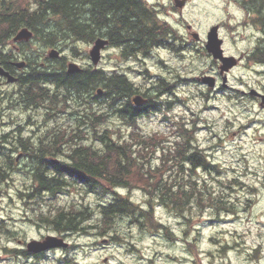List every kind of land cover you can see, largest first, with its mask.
<instances>
[{
	"label": "rangeland",
	"instance_id": "1",
	"mask_svg": "<svg viewBox=\"0 0 264 264\" xmlns=\"http://www.w3.org/2000/svg\"><path fill=\"white\" fill-rule=\"evenodd\" d=\"M144 1L147 5L160 8V19L177 29L181 39L169 42L172 47L151 49L146 56L139 55L128 60L120 58L118 49L106 48L95 68L107 74L114 71L125 74L135 85H139L142 92L157 95V100L161 102L160 111L138 120L144 134L160 132L173 142L177 139L173 131L180 128L181 123L186 129L195 125L194 143L204 149L219 171L218 174L207 175L197 168L195 177L201 182L205 180L213 189L219 188L218 181L236 179L233 188L223 194L235 207V214L222 213L217 217L214 210L207 206L199 212L200 208L193 200L194 206L185 218L157 208L155 217L171 230L173 238L167 237L164 232L143 230L131 219L117 218L108 234L90 228L87 234L70 238L75 246L71 252L58 251L38 263L17 262L12 252L20 250L19 245L0 233V264H207L218 258L220 247L227 245L233 247L227 255L231 264L242 263L244 254L234 253L237 250L260 246L259 251L264 254V105L239 92L251 94L260 89L264 92V66L246 64L243 59L226 75V87L221 88L222 82L219 81L217 88L208 89L196 78L202 74L212 75L216 70L211 68V59L198 51L201 44L194 41L186 29L190 25L203 40L212 25H221L223 29L219 34L224 40L225 54L236 58L241 53L245 55L257 44V48H261L259 42L263 38L264 20L261 24H251L246 10L256 11L259 8L264 16L260 1L187 0L180 14L173 9V0ZM244 2L247 6L243 7ZM73 47H76L75 56L71 53ZM91 47L85 43H69L60 50L61 57L67 56V61L80 66H92L88 56ZM35 48L30 54L32 63L46 59L55 61L47 56L50 48L46 49L39 43ZM5 89V84L0 86V94L3 93L0 97H3ZM90 99L93 100V97ZM4 113L0 115V135L12 132L17 138L19 131L21 134H39L36 127L42 126L41 117L33 115L27 119L21 110ZM108 121L109 127L123 129L120 119L111 116ZM48 122L63 127L74 123L68 115H61L56 122ZM41 129L46 135L48 127L42 126ZM83 142L89 144L92 140ZM21 170L10 171L7 178L0 181V224L4 221L8 230L22 234V240L24 237L27 241L37 239L49 231L42 224L41 227L35 226L39 222H34V215L71 204L96 209L99 204L111 199L109 192H85L77 189L79 187H71L58 197L48 196L43 201L38 200L37 205L32 204L31 199L24 198L21 193L28 192L31 183L28 175L19 172ZM213 189V195H217ZM119 191L122 195L127 194L126 190ZM131 193L133 202L145 204L146 197L142 193L138 190ZM97 209L88 221L91 226L98 218Z\"/></svg>",
	"mask_w": 264,
	"mask_h": 264
},
{
	"label": "trees",
	"instance_id": "2",
	"mask_svg": "<svg viewBox=\"0 0 264 264\" xmlns=\"http://www.w3.org/2000/svg\"><path fill=\"white\" fill-rule=\"evenodd\" d=\"M259 1L264 14V0ZM159 9L144 0H0V52L4 47L12 51L8 42L21 28L33 33L32 40L24 44L23 49L28 52L25 54L28 72L20 83L25 105H41L44 101L41 97L45 95L44 104L53 109L48 110L45 117L37 115L43 120L42 126L48 127L46 135L41 132V125L36 127L39 134H21L18 130L17 138L12 140L9 138L12 132L0 135V181L5 180L11 170L22 169L19 172L28 175L31 183L26 188L28 192L21 193L36 205L38 200L58 197L71 187L111 194L108 202L97 206L98 218L93 226L88 221L96 209L84 205L59 206L34 215V222H39L35 226H46L48 233L75 236L95 228L101 234H108L117 218H127L143 230L164 232L173 238L171 230L158 222L155 211L158 207L185 218L194 206L191 200L199 206V212L207 206L217 217L222 213L235 214V207L223 194L233 188L236 179L218 181L219 188L213 189L205 180L201 182L195 177L197 168L207 175L219 172L204 149L194 143L195 125L186 129L181 123L182 126L173 131L177 134L173 142L160 132H142L138 120L160 111L157 95H150L149 101L137 108L129 98L140 93L139 85L116 71L107 74L89 65L70 74L66 69L67 56L56 61L47 59L56 64L46 68L31 62L30 54L38 43L46 49L61 50L69 43L92 44L104 38L110 47L119 50L123 60L146 56L158 47H172L169 42H176L181 35L160 19L162 11ZM75 49L71 50L73 56ZM2 56L0 54V60L4 59ZM260 60L264 62L263 52ZM49 84H54L57 92L50 93ZM98 89L103 91L101 96L96 94ZM9 100V96L0 100V115L14 109L4 106ZM55 109V116L68 115L73 125L63 127L48 122L50 112ZM111 116L122 121L123 129L107 125ZM86 140L92 142L84 144ZM18 153H22V157L17 160ZM24 162L28 163L27 168ZM211 189L218 194L213 195ZM119 190H126L127 194L122 195ZM134 190L146 197L144 205L130 199ZM9 231L2 221L0 233ZM74 248L72 245L65 253Z\"/></svg>",
	"mask_w": 264,
	"mask_h": 264
},
{
	"label": "flooded vegetation",
	"instance_id": "3",
	"mask_svg": "<svg viewBox=\"0 0 264 264\" xmlns=\"http://www.w3.org/2000/svg\"><path fill=\"white\" fill-rule=\"evenodd\" d=\"M242 6L243 7L247 6L246 2L242 3ZM246 10L248 11V13H247L248 17L251 19V21H250L251 24L254 23L255 21L261 22L262 20H264V16H262L261 13H257V11L259 9H257L256 11H254L252 9H246ZM177 11H178V9H177ZM179 13H181V12H179ZM254 16H255V18H254ZM256 23L260 24L259 22H256ZM216 26H218V28H219L218 32H221V30L223 29V26H221V25H216ZM186 29L188 31L189 36L194 40V37H192L193 31H192L191 26L187 25ZM262 31H263V29H262ZM208 32H209V30L206 33L205 39L202 40L200 38V39L194 40V41H196L198 44H201L200 49L198 51H202L206 56H208L211 59V68H213V69L215 68V70H216L215 73H211L215 79L213 89L217 88L219 81L222 82L221 88L226 87L227 85L223 84V79L224 78L226 79V75L229 72H231L234 68H236L243 61V59H244L246 64H255L257 66H259V65L264 66V62L262 60H260V55L262 54V52L264 54V33H263L262 34L263 38H261V40L259 42L261 48H259V50H258V48H257L258 44H257L255 49H253L251 52L249 51L245 55H244V53H241L239 55V57L236 58V60H237L236 66L233 67L232 69H230L228 72L221 75L220 74V63L218 61L213 60L212 56L205 49L206 37H207ZM219 36H221V35L219 34ZM13 39H14V36L8 42V45H9L10 49H12V51L10 52V50L8 51V47H4L5 49L3 48V50L1 51L2 53L0 52L1 55H4V56H2L4 59L0 60V66L14 78L13 82H7L6 77L0 76V86H2L4 84L6 86L5 93H4L3 97H0V100L5 98L6 96L7 97L9 96L11 100L7 101V104H5L4 106L9 105V107L14 108L13 110H15V109L21 110L22 114H25L27 119H29L28 118L29 114H31L32 116L34 115L33 117H35L37 115L38 116L44 115V117H45V116H47V113H49L48 110H53L51 107L44 104V103H46L45 102L46 101L45 95L43 97H41V99L44 100L41 103V105L37 104L35 106L31 105L28 107H27L28 104L25 105L24 97L21 96V94H23V89H22V86L20 83H22L23 77L28 72V60H27V56L25 55L26 52H24L25 50L23 51V49L25 47L24 44H26L28 42H25L24 40L14 41ZM200 40H202V41H200ZM222 41H223L222 48L224 51V55H226L224 47H223L224 46V40L222 39ZM109 47H110V44L108 41V44L105 46V49L109 48ZM110 48H113V47H110ZM227 56H233V55H227ZM22 62H24L23 66L20 65ZM35 63L38 64L37 66L42 67V68H46L50 64H56L54 62L49 63L47 61V59H46V61L43 60V61L35 62ZM55 66H57V65H55ZM122 75H125V74H122ZM202 75H204V74H202ZM43 85L46 88V84H43ZM49 87H50V93L52 91L57 92L56 86L54 84H49ZM140 90H141V88H140ZM255 91H256V93H251V94H248L245 91H239V92L244 96L252 97L253 100H258L261 103V99H260L259 95L264 94V92L261 91V89L255 90ZM1 94H3V93H1ZM24 95H25V93H24ZM135 96H140L141 100L145 101L143 104L140 105V106H142L149 101L148 97L150 95L148 93H146V91L142 92V90H141L140 93H137V94H135L129 98L131 104L134 107L138 108L140 106H136L132 103V99ZM23 111H26V112L23 113ZM56 114H57V109H55L54 112L53 111L50 112L49 120L50 121H52V120L56 121L58 118V116H55ZM36 130L38 132L37 128H36ZM9 138L12 140L15 137L12 134L11 136H9ZM21 157H22V153H18L16 159L18 160ZM11 172H12V170H11ZM51 235L59 237V238H63L67 243V247L58 248V249H51L49 251L34 253V252H30L27 248V244L31 240L27 241L25 237L22 240V234L18 235L16 232H13V231H9L7 234H5V236L9 240H11L13 242H17V245H19V247H20V250H16V251L14 250L13 252L11 251L13 253V258H15L17 262H22V261L30 262V261H32L33 263H38V261H40V260H45L49 254H53V253L58 252V251L65 253V251H67L71 248L72 241L70 240V238L72 237L71 236L72 234H70V233L57 234L56 232H54V233H51ZM45 236H46V234L40 235L37 237V239H32V240H43V238ZM220 249H221V252L218 255V258H216L215 260H213L207 264H231L230 261H228L227 255L229 252L233 251V247L227 245L224 247H220ZM259 249H261L260 246L251 247L249 249L237 250L234 253L244 254V256L242 257V263L241 264H264V260H262L264 258V256H261L264 254H263V251L260 252ZM0 260H1V258H0ZM217 261H219V262L217 263ZM58 262L60 263V261H58Z\"/></svg>",
	"mask_w": 264,
	"mask_h": 264
},
{
	"label": "water",
	"instance_id": "4",
	"mask_svg": "<svg viewBox=\"0 0 264 264\" xmlns=\"http://www.w3.org/2000/svg\"><path fill=\"white\" fill-rule=\"evenodd\" d=\"M186 0H174L175 5L179 8L182 9L184 6ZM33 37L32 31H30L28 28H22L20 31L17 32V34L14 37V41H29ZM192 37H194L195 40L199 39L198 33H192ZM222 39L219 38L218 35V27L214 26L212 27L206 37V44H205V49L206 51L212 56V59L215 61H218L220 63V74L223 75L225 72H228L231 68H233L236 64L237 61L234 57L232 56H225L223 49H222ZM108 44V41L103 38H98L97 40L94 41L88 56L91 61V63L96 66L97 63L101 59V50L104 49V47ZM50 58H56L59 56V52L55 49H52L48 53ZM24 62H22L20 65L23 66ZM81 68L76 64L75 62H69L67 64V72L72 74L76 72H80ZM0 76L6 77L7 82H13L14 78L7 72L5 71L1 66H0ZM200 82L203 84L208 85L209 88H213L215 79L211 75H204L199 78ZM226 79H223V84H225ZM252 93H256V91H252ZM97 94L101 95L102 91L99 89L97 90ZM261 99V104L264 105V95L260 94L259 95ZM132 102L136 106H140L143 104L145 101L141 100L140 96H135L132 99ZM67 247V244L64 242L62 238H58L55 236H46L44 237L43 240L37 241V240H32L27 244V248L30 252L38 253V252H43L48 249L52 248H65Z\"/></svg>",
	"mask_w": 264,
	"mask_h": 264
}]
</instances>
